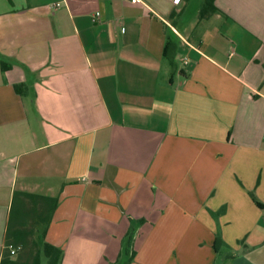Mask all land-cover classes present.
Returning a JSON list of instances; mask_svg holds the SVG:
<instances>
[{
  "label": "crops",
  "instance_id": "0c3cea01",
  "mask_svg": "<svg viewBox=\"0 0 264 264\" xmlns=\"http://www.w3.org/2000/svg\"><path fill=\"white\" fill-rule=\"evenodd\" d=\"M141 1L0 0V258L22 192L61 264H264V0Z\"/></svg>",
  "mask_w": 264,
  "mask_h": 264
},
{
  "label": "trees",
  "instance_id": "16d2710c",
  "mask_svg": "<svg viewBox=\"0 0 264 264\" xmlns=\"http://www.w3.org/2000/svg\"><path fill=\"white\" fill-rule=\"evenodd\" d=\"M214 2L215 0H203L198 12L199 19H207L218 13ZM169 39L165 47V57L168 63L173 66L174 54L173 51L169 53L171 45ZM11 66L7 59L0 56V69L2 72L10 70ZM22 87H25V85L22 84L16 87L17 92L19 91L20 94L23 93L22 91L20 92ZM251 198L261 208L253 195H251ZM56 207V199L14 192L4 233L0 264H61L62 251L45 240ZM139 223L141 224L142 222ZM134 232V228L131 227L126 235L127 248H121L120 253L112 264L132 263L135 257L133 249ZM217 245L218 241L215 242L214 246L215 253L218 256L220 247ZM10 247L14 249V255H11ZM123 256L126 257L124 262L122 261ZM225 258H233V256L227 255Z\"/></svg>",
  "mask_w": 264,
  "mask_h": 264
},
{
  "label": "rangeland",
  "instance_id": "374dc122",
  "mask_svg": "<svg viewBox=\"0 0 264 264\" xmlns=\"http://www.w3.org/2000/svg\"><path fill=\"white\" fill-rule=\"evenodd\" d=\"M203 0H190L189 3H188V8L186 9V13L183 15V18L188 20L190 19L192 16H193V12H195L198 7L201 6ZM178 65L180 66V63H178ZM139 226L138 225H135V229L138 230ZM138 231H135L134 234H133V244H134V238H136V234H137ZM122 244H123V247H122ZM127 237L125 236V238H122L121 240V247L119 249V253L121 251V248H127ZM130 248V247H129ZM133 249H134V245H133ZM135 250V249H134ZM118 253V254H119ZM126 259L125 256L122 257V261L124 262ZM133 262V261H132ZM132 264V263H131Z\"/></svg>",
  "mask_w": 264,
  "mask_h": 264
},
{
  "label": "built area",
  "instance_id": "2783aa9c",
  "mask_svg": "<svg viewBox=\"0 0 264 264\" xmlns=\"http://www.w3.org/2000/svg\"><path fill=\"white\" fill-rule=\"evenodd\" d=\"M151 1H159V0H151ZM164 1H170V2H177V1H179V0H164ZM130 2L131 3H133V4H135V3H141L142 1L141 0H130ZM9 250H10V253H11V255H14L15 254V251H14V249L13 248H9Z\"/></svg>",
  "mask_w": 264,
  "mask_h": 264
}]
</instances>
